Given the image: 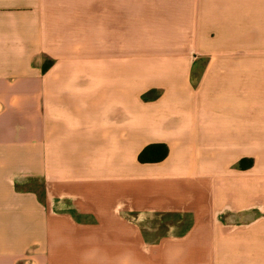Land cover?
<instances>
[{"label":"crops","instance_id":"1","mask_svg":"<svg viewBox=\"0 0 264 264\" xmlns=\"http://www.w3.org/2000/svg\"><path fill=\"white\" fill-rule=\"evenodd\" d=\"M0 264H264V0H0Z\"/></svg>","mask_w":264,"mask_h":264},{"label":"trees","instance_id":"2","mask_svg":"<svg viewBox=\"0 0 264 264\" xmlns=\"http://www.w3.org/2000/svg\"><path fill=\"white\" fill-rule=\"evenodd\" d=\"M48 64L44 63L43 69H46ZM144 100H147L148 97L145 95L142 97ZM167 155V148L164 144H151L146 146L141 150L138 155V162L145 164V163H157L162 161ZM243 163L240 162L239 166L243 168Z\"/></svg>","mask_w":264,"mask_h":264}]
</instances>
